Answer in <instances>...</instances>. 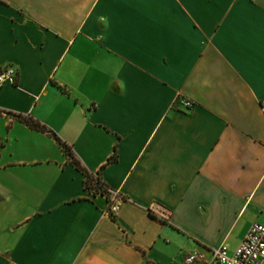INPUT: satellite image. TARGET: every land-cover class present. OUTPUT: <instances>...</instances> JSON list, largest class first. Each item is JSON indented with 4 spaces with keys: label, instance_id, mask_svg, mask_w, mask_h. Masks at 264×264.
<instances>
[{
    "label": "crops",
    "instance_id": "obj_1",
    "mask_svg": "<svg viewBox=\"0 0 264 264\" xmlns=\"http://www.w3.org/2000/svg\"><path fill=\"white\" fill-rule=\"evenodd\" d=\"M7 65L0 264H182L193 251L218 264L213 248L264 224V0H0ZM9 113L100 171L124 196L114 218L56 141Z\"/></svg>",
    "mask_w": 264,
    "mask_h": 264
},
{
    "label": "built area",
    "instance_id": "obj_2",
    "mask_svg": "<svg viewBox=\"0 0 264 264\" xmlns=\"http://www.w3.org/2000/svg\"><path fill=\"white\" fill-rule=\"evenodd\" d=\"M17 76L16 69L12 65H7L0 69V83L4 81L15 82ZM181 102L191 108L193 103L188 99H182ZM264 109V107H263ZM108 209L107 213L115 215L124 200V196L118 191L108 188ZM161 206L158 203H153L149 206V211L161 216L166 214L161 211ZM212 260L218 264H262L264 261V224L253 222L247 228L243 238L237 246L229 251L227 245L221 244L211 250ZM182 264H210L200 251H193L187 254L182 261Z\"/></svg>",
    "mask_w": 264,
    "mask_h": 264
},
{
    "label": "trees",
    "instance_id": "obj_3",
    "mask_svg": "<svg viewBox=\"0 0 264 264\" xmlns=\"http://www.w3.org/2000/svg\"><path fill=\"white\" fill-rule=\"evenodd\" d=\"M15 116L17 119L20 121L24 122L28 127L38 130L41 132L46 133L50 137H52L56 143L60 146L64 154L70 161L74 164L76 168L81 170L85 174V179H84V187L85 189L92 193V194H102L105 195L107 198H109V195L107 193V189L110 188L108 187L102 177H101V172L98 171L96 174L87 171L80 163V161L74 156L73 151L71 147L62 141L53 131L49 130L45 125L41 124L38 120L32 118L31 116H23L21 114H14V113H9ZM116 160V155L115 153L112 154L107 162H111ZM112 218H114V215H111Z\"/></svg>",
    "mask_w": 264,
    "mask_h": 264
},
{
    "label": "rangeland",
    "instance_id": "obj_4",
    "mask_svg": "<svg viewBox=\"0 0 264 264\" xmlns=\"http://www.w3.org/2000/svg\"><path fill=\"white\" fill-rule=\"evenodd\" d=\"M262 264H264V261H263V263Z\"/></svg>",
    "mask_w": 264,
    "mask_h": 264
}]
</instances>
